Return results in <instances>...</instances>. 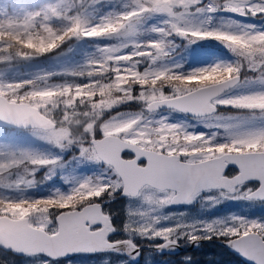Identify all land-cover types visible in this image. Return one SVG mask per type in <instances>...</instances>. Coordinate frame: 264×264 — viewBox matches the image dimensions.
<instances>
[{"label":"snow or ice","instance_id":"6c2138e0","mask_svg":"<svg viewBox=\"0 0 264 264\" xmlns=\"http://www.w3.org/2000/svg\"><path fill=\"white\" fill-rule=\"evenodd\" d=\"M77 4L84 5L85 0H25L16 15L0 19V65L11 68L17 62L63 55L62 46L73 38L135 35L143 18L151 14L170 18L166 28L153 31L163 36L175 33L190 42L220 41L240 60L197 68L187 74L171 67H154L169 54L168 45L160 39L105 46L100 49L101 59L90 58L77 69L11 79L0 72V124L28 130L61 150L77 144L82 157L103 162L110 169L108 178L94 182L89 177L68 192L56 189L48 196L22 199L0 195V249L21 257V264H111L112 255H127L130 259L140 255V245L131 233L162 240L157 248L177 246L183 238L173 239L182 225L157 229L152 224L125 220L118 228L105 208L120 195L128 198V217L147 215L133 207L137 201L157 211L191 204L202 193L264 202V90L223 96L227 89L243 83L241 73L245 68L257 73L255 80L264 84V30L253 25L243 26L242 31L207 28L188 19L193 10L262 16L264 0H136L135 9L105 16L95 24L82 11L70 14ZM130 46L133 51L123 54V49ZM145 63L147 66L141 70ZM54 77L82 79L54 82ZM132 101L143 103L150 112L167 107L191 114L205 128L222 130V139H218L221 131L210 135L188 133L183 125L170 124L167 118L147 124L142 116L118 119L123 113L97 129L96 121L104 113ZM221 107L237 111L225 116L219 112ZM74 126L83 128L87 145L73 135ZM133 128L152 146L141 150L114 136H123ZM130 134L134 137L137 132ZM181 139L185 145L195 142L198 151L179 147ZM130 147L141 165L145 159L148 161L145 167L123 161L121 153L131 155L127 150ZM0 156L7 157L0 159V189L9 192L35 186L36 170L60 164L58 157L25 149L0 151ZM22 166L26 177L7 178L12 169ZM206 199L219 202L215 195ZM155 222L160 219L155 218ZM201 231L208 235H191L192 242L220 237L250 264H264V220L233 216L230 223L214 221ZM120 232L127 238H117L115 234ZM117 264L127 261L119 260Z\"/></svg>","mask_w":264,"mask_h":264},{"label":"rangeland","instance_id":"374dc122","mask_svg":"<svg viewBox=\"0 0 264 264\" xmlns=\"http://www.w3.org/2000/svg\"><path fill=\"white\" fill-rule=\"evenodd\" d=\"M11 1L12 3L8 4L7 0H0V19H7L9 16L16 15L17 11L25 3V0ZM136 7V0H85L84 5L77 4V7L73 9V13L70 14L82 11L83 14L86 15L93 24H95L105 16L121 14L131 11ZM193 13L194 14L189 16L188 19L193 20L199 26L207 28H222L229 31H242L243 26L253 25L259 30H264V15L257 17L246 16L245 18H242L231 13L223 12L222 10H218L215 13H195L193 10ZM169 19L170 18L165 14H151L145 16L142 22L138 25V32L135 35H126L125 33H121L120 36L112 38H84L79 40L73 38V40L69 41V43L62 49L64 52L63 55L53 54L46 63L40 61L39 59H35L31 62H24L23 69L29 78L43 72L77 69L90 58H95L97 60L101 59L102 53L100 49L105 46H115L121 44L131 45L133 42L146 43L148 41L160 39H163L168 45L167 51L169 54L165 57H161L154 67H171L177 72L186 70L189 73L197 68L213 66L217 63L234 64L240 60L239 57L233 54L230 49L220 41L208 39L190 42L189 39L181 37L175 33L163 36L162 34L153 31V29L156 28H166L167 21ZM209 19L211 20L210 24L206 23ZM146 35L152 36V38L150 37L151 39L149 38L146 40ZM69 49L71 50L69 51ZM132 51L133 48L130 46L123 49V54H128ZM146 66L147 63L141 65V70H143ZM19 71L20 68L16 67V64L15 67L12 66L11 68H8L7 65L0 67V72L4 73V78L6 79L15 77L22 78V76L18 74ZM256 77L257 75H246L242 80L243 83L223 94V96L228 97L264 90V84L255 80ZM64 79L79 80L82 78L54 77V82L63 81ZM143 106V109L135 111L127 109L115 111L108 115V117L99 124V127L104 121L109 120L112 116H115L118 113H123L124 115L119 116L118 119L123 120L134 116H142V122L147 124L149 121L155 122L167 118V121L170 124L183 125L184 130L188 133L198 134L199 132H204L210 135L212 132L221 131V136L218 137V139H222V130L205 128L197 119L191 120L182 113L173 110H158L156 112H150L146 109L144 104ZM220 113L227 116L228 114H233L235 112ZM57 116L59 117V114H57ZM132 132H137V135L133 137L130 134ZM114 134L121 135L120 133ZM122 137L130 141L134 140L144 146H152V142L139 135L136 128L128 130ZM77 138L83 140L87 145L88 138L83 134V129ZM73 145H76V147L73 148L74 153L72 154L70 153L72 145L61 150L53 144L41 140L28 130L12 129L9 131L0 126V151L7 153L12 150L19 151L20 149H25L35 151L49 158H60V164L56 167L52 169H49L48 167H41L35 171V186H23L21 190L10 192L0 189V195H8L16 199H22L24 198L23 193L25 191L36 188L41 180L51 178L54 181L58 179L55 186L51 188V192H54L56 189H59L62 192H68L73 187L78 186L81 181H84L89 177L95 182L97 178H108L110 176V169L108 166L102 164V162H94L82 157L80 155L79 146L77 144ZM185 146L189 152L198 151V146H195V142H189L185 145V142L181 139L179 141V147L182 148ZM6 158V156H0V159ZM38 174H41V176ZM26 176L27 174H16L14 179H10V176L7 178L10 180H16L19 177ZM28 178L30 179L31 177ZM66 179L69 182H66ZM210 195H215L217 197V201L219 202L214 203L211 200H207L206 197ZM128 202V200L124 202L122 207L117 210L119 212V221L117 220L118 228L122 226L125 220H130L134 224H152L157 229L182 225L183 227L179 228V230L174 234L173 239L183 236V238L179 241H182L185 245H188L189 242L191 243V235L200 237L208 235V233L201 231L207 223H212L218 220L230 223L233 216L264 220V202L224 199L215 192L202 193L192 206H188L185 209L173 210L169 206L162 210L152 211L148 204L143 201H137L133 207L146 212L147 215L144 216L138 215L128 217L126 215V205ZM157 217L160 219L159 223L155 222V218ZM164 217L169 218L164 219ZM217 227H220V225H217ZM120 235L123 238H127V235L123 232H120ZM130 235L132 239H138L143 244H149L150 241H153V243L159 241V239H147L140 237L136 233H131ZM223 240L224 239L220 237H214L211 240L200 239L198 240L199 242L197 246H194L192 249L207 247V243L217 244L223 242ZM173 258L174 257L168 258L166 261L163 259L159 260L158 258H155L154 253H147L139 260H132L129 257L114 259L112 256L111 264H117V261L119 260H126L127 264H171L169 260ZM21 261V257L14 256L10 251L0 249V264H21Z\"/></svg>","mask_w":264,"mask_h":264},{"label":"trees","instance_id":"16d2710c","mask_svg":"<svg viewBox=\"0 0 264 264\" xmlns=\"http://www.w3.org/2000/svg\"><path fill=\"white\" fill-rule=\"evenodd\" d=\"M8 4H11L12 1L11 0H7ZM24 1V0H23ZM54 23H56V25L58 27L62 26V23L59 21H55ZM152 38V36L146 35L145 38L146 40L149 38ZM150 38V39H151ZM66 45L62 46V49L65 47ZM53 54H50L49 56L46 57H41V58H37L40 61L43 62H48V60L50 59V57ZM16 67L20 68V71L18 72V74H20L22 76V78H29L28 75L25 73V70L23 69V64L24 62H17L15 63ZM14 64V67H15ZM3 65H0V67ZM179 73H183V74H187L188 72L186 70H181ZM17 74V72H16ZM242 76H249V75H258L255 72L249 71L248 69H242ZM143 104L141 102L138 101H132L129 103H125V104H121L119 107L114 108L111 112H106L103 114V116L98 119L96 121V127L97 129H99V124L108 117V115L112 114L115 111H121L123 109H127V110H139V109H143ZM236 109H233L231 107H226V108H220L219 112H236ZM81 121L84 120V117L80 118ZM5 130H12L11 128L5 127ZM82 127L81 126H74L73 127V135L75 137L79 136V133L82 131ZM84 134V133H83ZM87 137V136H86ZM76 147V145H72V148L70 150V153H74L73 148ZM16 174H27L25 171L24 166L20 167V168H15L12 169L10 174L8 176H10V179H14V176ZM14 175V176H12ZM39 176H41V174H38ZM58 182V179H56L55 181L51 178V179H46V180H41L40 183L37 185L36 188H33L31 190L25 191L24 194V198L27 197H31V196H48L51 193V188H53L55 186V184ZM163 254L156 252L155 258H158L159 260H162ZM114 259L117 258H127L125 255L122 256H117V255H112ZM174 258L172 260H169V262L171 264H250L248 262H246L245 260H243L239 255H237L236 253L232 252L231 250L227 249L226 247H224L223 245H209L207 244V247H202V248H198V249H194L192 250L187 257H191L190 260L184 259L182 257H179L177 255H172Z\"/></svg>","mask_w":264,"mask_h":264},{"label":"flooded vegetation","instance_id":"af4514ba","mask_svg":"<svg viewBox=\"0 0 264 264\" xmlns=\"http://www.w3.org/2000/svg\"><path fill=\"white\" fill-rule=\"evenodd\" d=\"M138 144H139V143H138ZM140 145H141V144H140ZM141 146L146 147V148L149 147V146H144V145H141ZM150 147H151V146H150ZM122 156H123L124 158H126V159H131V158L134 157V154H132V153H131V155H124V154H122ZM144 164H145V163H144ZM232 168H234V167H232ZM127 200H128L127 197H121V196H118V197L116 198V200H114V201H112V202H110L109 204L106 205L105 211L108 212V213H111L112 220H113L116 224L118 223L117 220L119 221V217H118L119 212H118L117 210H119V209L122 207L123 203L126 202ZM195 202H196V199H195ZM192 205H193V204H192ZM192 205H189V207L192 206ZM187 207H188V206H175V205L170 206V208L173 209V210H176V209H185V208H187ZM120 216H121V215H120ZM117 227H118V225H117ZM115 235H116L117 238H123V237L120 235V233H117V234H115ZM134 240H135V242H136L138 245H140V249H141V252H142V257H144L147 253H154V254L156 255V252L163 254V256H161V257H162V259H163L164 261H166L168 258L173 257L172 255H173L174 253H172V252H160V251H157V250L155 249V246H156V245H159L160 243L163 242L162 240L156 241V242H154V243H153V241H150L149 244H143V243L140 242V240H138V239H134ZM201 242H203V241H201ZM179 243L181 244L182 241H179ZM181 245H182L183 248H184V249L181 251L182 253H184V255H187L188 252H191L192 250H194V249H191V248H190V245H191L190 242H189V244H188L189 246H188V245H185L184 243H182ZM184 255L182 254V257H185Z\"/></svg>","mask_w":264,"mask_h":264},{"label":"water","instance_id":"95a60500","mask_svg":"<svg viewBox=\"0 0 264 264\" xmlns=\"http://www.w3.org/2000/svg\"><path fill=\"white\" fill-rule=\"evenodd\" d=\"M223 12H226V11H223ZM227 13H230V12H227ZM231 14H233V13H231ZM234 15H236V14H234ZM237 16H239V15H237ZM240 17H246V16H240ZM241 80H242V77H241ZM231 89H233V88H231ZM231 89H227L224 93H226V92H228L229 90H231ZM223 93V94H224ZM163 109H169V108H167V107H162L161 109H159V110H163ZM186 114V113H185ZM187 115H189V116H192L191 114H187ZM1 126H4V127H10V128H13V127H11V126H6V125H2V124H0ZM14 129H16V128H14ZM114 136H117V137H121V136H119V135H116V134H114ZM121 139L125 142V143H127V144H129V145H132L133 147H140L141 148V150H146L147 148H145V147H142V146H140L139 144H137L136 142L134 143V145L132 144V141H129V140H126V139H124V138H122L121 137ZM128 151H131V147L129 148V149H127ZM131 153L132 154H134L135 156L133 157V158H131V159H125V158H123L122 157V154L123 153H121V157H122V159H123V161H125L126 163H129V162H132V161H135V164L137 165V166H139V167H145L146 165H147V163H148V161L145 159V164H143V165H141L139 162V160L137 159V156H136V153L134 152V151H131ZM141 159H144V157H141ZM233 167H235L234 165H232ZM121 197H124V196H122V195H120ZM194 202V201H193ZM192 202V203H193ZM191 203V204H192ZM179 205H190V204H179ZM92 212H93V214H96L95 213V210H92ZM198 242L199 241H197V242H192L191 241V245H190V248L192 249L194 246H197V244H198ZM163 243V242H162ZM162 243H160V244H162ZM224 244H225V246L227 247V248H229L230 250H232V251H234L233 249H231L228 245H227V243L226 242H224ZM155 248L157 249V250H159V251H171V252H176V253H180L182 250H183V246L180 244V243H178V245L177 246H174V247H168V248H157L156 246H155ZM235 252V251H234ZM236 253V252H235ZM238 254V253H237ZM141 255H142V252H141V249H140V255L138 256V257H136L135 259H133V260H138L140 257H141ZM239 255V254H238ZM242 257V256H241ZM245 261H247L246 260V258H244V257H242ZM249 262V261H248ZM250 263V262H249Z\"/></svg>","mask_w":264,"mask_h":264}]
</instances>
